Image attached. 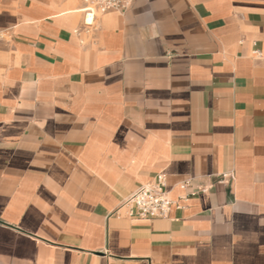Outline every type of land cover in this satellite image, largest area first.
<instances>
[{
    "label": "crops",
    "instance_id": "crops-1",
    "mask_svg": "<svg viewBox=\"0 0 264 264\" xmlns=\"http://www.w3.org/2000/svg\"><path fill=\"white\" fill-rule=\"evenodd\" d=\"M82 7L0 0V264H264V0Z\"/></svg>",
    "mask_w": 264,
    "mask_h": 264
},
{
    "label": "built area",
    "instance_id": "built-area-1",
    "mask_svg": "<svg viewBox=\"0 0 264 264\" xmlns=\"http://www.w3.org/2000/svg\"><path fill=\"white\" fill-rule=\"evenodd\" d=\"M133 0H82L83 25L86 31H91L95 20L108 11L124 12ZM187 181L180 182V188L187 187ZM203 190V189H202ZM188 195L181 198L186 199ZM121 203L131 209V215L141 218H167L172 206L177 203L170 194L165 178L158 175L153 180L139 186L121 200Z\"/></svg>",
    "mask_w": 264,
    "mask_h": 264
}]
</instances>
